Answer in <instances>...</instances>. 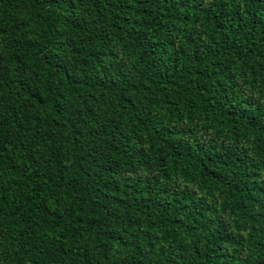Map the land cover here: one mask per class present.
Returning <instances> with one entry per match:
<instances>
[{"label":"trees","instance_id":"16d2710c","mask_svg":"<svg viewBox=\"0 0 264 264\" xmlns=\"http://www.w3.org/2000/svg\"><path fill=\"white\" fill-rule=\"evenodd\" d=\"M0 264H264V0H0Z\"/></svg>","mask_w":264,"mask_h":264}]
</instances>
